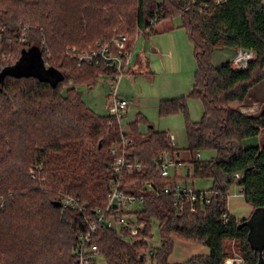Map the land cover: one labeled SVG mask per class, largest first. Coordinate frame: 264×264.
Returning a JSON list of instances; mask_svg holds the SVG:
<instances>
[{
  "label": "trees",
  "instance_id": "16d2710c",
  "mask_svg": "<svg viewBox=\"0 0 264 264\" xmlns=\"http://www.w3.org/2000/svg\"><path fill=\"white\" fill-rule=\"evenodd\" d=\"M198 2L204 0H197ZM192 0H0V43L27 38L14 61L0 66V195L7 201L0 210V264H77L74 251L78 236L96 221L97 210L108 202L113 179L111 146L120 141L117 128L107 125L108 117L93 112L77 87H61L68 80L93 88L103 69L77 65L67 53L68 46L92 51L111 42L122 28L130 33L132 50L136 35L165 19L181 18L182 27L194 47L197 65L195 84L189 95L161 100V117L184 114L188 150L193 156L194 176L214 179L217 191L209 205L173 204L170 197H155L146 185L160 189L178 177H161L156 161L169 150L166 133L149 127L142 134L138 114L129 124L133 143L126 154L144 167L126 177V194L143 197L141 221L147 225L139 240L121 236L100 225L93 241L106 264H170L175 238L206 246L210 254L192 256L184 263L224 264L230 258L229 242L238 243L247 264H259L252 249L249 227L243 225L253 213L264 210V146L246 147L244 140L260 135L264 112L251 116L235 110L257 84L264 82V0H225L221 6L207 1L203 13L184 12ZM151 20L154 23H151ZM139 30L140 33H136ZM136 33V35H135ZM149 34V35H150ZM244 49L255 56L245 70H235L231 62L215 65V49ZM37 48L42 63L58 72L56 83L36 76L5 74L22 60L23 53ZM1 62V61H0ZM199 99L205 108L200 121L190 118L188 99ZM217 156L202 162V150ZM43 165L33 178L31 169ZM235 174H242L239 186L245 201L253 207L243 219L228 213L229 188ZM190 177V175H189ZM73 197L83 211L56 201ZM227 213V223L222 216ZM151 220L159 224L161 245L149 247ZM152 254L148 257V250ZM99 256V257H100ZM92 264H97L94 260Z\"/></svg>",
  "mask_w": 264,
  "mask_h": 264
},
{
  "label": "rangeland",
  "instance_id": "374dc122",
  "mask_svg": "<svg viewBox=\"0 0 264 264\" xmlns=\"http://www.w3.org/2000/svg\"><path fill=\"white\" fill-rule=\"evenodd\" d=\"M26 2H34L35 0H23ZM181 18L165 19L159 22L155 29L158 31L156 36L164 38L163 41L169 42L170 45L166 47L163 57H157L159 59L160 70H156L155 66L152 67V73H136L133 69L132 72L126 73L121 80H119L118 94L121 98H126L129 101V107L127 115H125L122 125L124 131L127 133L131 130L130 123L137 119L138 114L145 118V122L139 123V129L142 132H147L149 127H154L158 131L166 132L172 138L174 146L182 154V159L190 161L192 158L191 152L188 150L189 138L186 134V128L184 123V114L178 113L174 115H168L167 117H161L159 109L157 108L159 100H167L172 98H181V96L189 95L195 84V73L197 71L196 60L194 56L193 46L189 37L187 36L185 28L182 27ZM2 30V29H1ZM124 33L127 37H131L130 33L124 31L122 28L117 29V35ZM136 33H140L139 30ZM135 33V35H136ZM144 34H147L144 32ZM155 35V34H154ZM144 36L142 33L136 35V45L134 52L136 55L147 52V58L152 59L154 62V54L150 52V44L152 36ZM3 36L0 35V42ZM27 38L24 34H21L20 38L7 41V43H0V61L8 60L14 61L17 57V52L27 43ZM149 41V42H147ZM147 47V49H145ZM74 51H80L76 47L68 46L66 53L71 60H75ZM173 53V54H172ZM236 52L233 49L222 48L215 49L212 57V62L215 65L222 64L225 61H233L236 57ZM135 55V56H136ZM22 63L15 65L13 69V75H34L39 76L42 79L49 80L59 77L58 73H53L47 66L43 65L41 58L38 55L37 49H31L25 52L22 56ZM232 63V62H231ZM25 65V67L22 65ZM101 74H98L97 82L93 88H89L85 85H78L73 80H68L72 75L70 70L67 71V81L65 85L61 87V91L65 93L68 87H77L82 93V98L85 104L98 115L107 116V105L109 101V94L111 92V82L107 79H102ZM1 77V74H0ZM188 108L190 118L193 122L200 121L204 115L205 108L203 103L199 99H188ZM256 136L247 138L244 140L246 147L254 146L258 142ZM217 156L215 150H202L200 152V161L210 162ZM190 177L188 175L187 168L181 171L178 177V183L182 186L194 187L197 191L200 189L213 188L214 179L209 177H195L193 167L190 170ZM171 170V174H173ZM171 177H174L171 176ZM241 190L240 186L233 184L227 193H229V207L232 212L240 219L243 217H249L253 212V207L249 205L244 197H235ZM143 211V205L138 204L137 213L141 214ZM246 215V216H243ZM151 234L152 238L147 240L149 247L157 249L161 243L160 228L158 222L151 220ZM230 250V258L242 259L241 250H239L238 243L229 242L227 244ZM148 253L150 257L151 253ZM228 258V259H230ZM97 264H106L103 257L95 258ZM148 264H150L148 262ZM243 264H247L243 260Z\"/></svg>",
  "mask_w": 264,
  "mask_h": 264
},
{
  "label": "built area",
  "instance_id": "2783aa9c",
  "mask_svg": "<svg viewBox=\"0 0 264 264\" xmlns=\"http://www.w3.org/2000/svg\"><path fill=\"white\" fill-rule=\"evenodd\" d=\"M207 1L212 2L215 6H221L225 0H204L198 2L192 0L184 12L188 13H203L208 8ZM151 23H154L151 20ZM4 30L0 27V30ZM147 34L151 33V29L146 31ZM129 39L126 34L121 33L116 35L111 42L105 44H99L97 48L92 51H74L77 65H87L90 67L96 66L103 69L102 79H107L111 82V92L109 94V101L107 105V125L111 128H117L119 132L120 141L115 142L110 149V154L114 157V172L111 185V191L108 195V202L104 209L97 210L96 221L89 224V230L85 234L78 236V245L74 251V255L77 257V264H92L95 258L99 257V248L94 243L93 239L98 232L99 226L104 225L112 231H117L121 236L126 238L139 240L140 234L146 230L147 225L144 221H141L139 213H137L138 204H142L143 197L135 196L132 194H126L123 190V184L126 177L134 176L143 170V166L137 160L134 161L126 154V150L133 143L129 138L128 133L124 131L122 121L127 113L128 100L121 98L118 94L119 80L129 72L132 60L131 50L128 48ZM254 51L239 49L236 57L232 62L233 69L245 70L248 68L249 62L254 58ZM6 60L0 62V66L4 64ZM166 138L169 141V150L159 156L156 161V167L159 169L161 177L169 179L172 176L171 170L182 168L183 162L179 159V154L175 150L174 143L169 134H166ZM200 158V154L197 155ZM43 165L37 166L36 169H31L32 177H36V172H42ZM235 183L239 186V182L242 179V174H235ZM148 192L152 193V196L157 197H171L173 204L179 206L185 203L192 205V211H196L195 204H201V206L209 205L211 200L217 191L211 190H199L197 191L191 186H182L178 182L167 185L163 188H156L152 183L146 185ZM240 196H244V192L241 190L238 192ZM230 197V196H229ZM62 205L65 207H71L83 211L85 206L80 205V201L73 197L63 198ZM7 201L4 196L0 195V210L6 208ZM227 207L228 213L230 208ZM228 214L225 213L222 216L223 222L228 221ZM152 249L148 252L152 254ZM224 264H243L242 259L230 258L225 261Z\"/></svg>",
  "mask_w": 264,
  "mask_h": 264
},
{
  "label": "crops",
  "instance_id": "0c3cea01",
  "mask_svg": "<svg viewBox=\"0 0 264 264\" xmlns=\"http://www.w3.org/2000/svg\"><path fill=\"white\" fill-rule=\"evenodd\" d=\"M156 34H158L157 30H155L154 33L150 34V35H154L155 36V37L152 36L151 44H150L149 41H147L150 44V52H152L154 54V56H155L154 62H153L152 59L150 60V59L147 58L148 54H147L146 51H144L143 54L136 55V53L134 52V48H135V45H136V42H135V44H134V46L132 47V50H131L132 60H131V66H130L131 68H130L129 72H132V70L135 69L137 74L138 73H142V72L146 73V74H151L152 73V67H150V64H152V66H155L156 70H160L161 66L159 64V59L157 57H163L165 55L164 51L166 50V47H168V46H172L173 47V45H170L169 42L166 41V39H165V41H163L164 38L162 39V37H158V36H156ZM150 35L149 34H145L144 36H150ZM136 40H137V38H136ZM145 49H147V47ZM193 50H194V47H193ZM238 50L239 49L234 50V51L237 53ZM229 62H233V61L229 60ZM123 99H124V97H123ZM160 101L161 100H159V102ZM159 102H158V104H159ZM129 104L130 103L128 101V107H129ZM230 106L232 108H234L235 110H238V111L240 110L241 112L249 114L251 116L260 115L262 112H264V82H261V83L257 84L256 86H254L252 88V90L250 91L249 96L247 97V99L243 103H239V102L238 103H232ZM127 110H128V108H127ZM126 115H127V113H126ZM151 128H154V127H151ZM156 131H158V130H156ZM159 132H163V131H159ZM141 133L142 134H146L147 132H142L141 131ZM164 133H166V132H164ZM259 134L260 135H258L256 137H257V139H260V140H258V142L256 144H254V146L262 147V146H264V129H262ZM254 146H250V147H254ZM175 150L179 154V159L184 164H183L182 168L174 169L173 170L174 173L172 174V176L174 175V176L179 177L181 171H183L184 168H187L188 175H191L190 174L191 173L190 170L193 167L191 165V161L193 160V156H192L190 161H187L184 158L182 159V154H181V152H179V150H177L176 148H175ZM210 189L211 188H209L207 190H210ZM200 190H205V189H200ZM235 197H241L242 198L244 196H240L237 193V194H235ZM229 199H230V197H229ZM228 207H229V200H228ZM229 208H230V213L232 215L236 216L232 212L231 207H229ZM243 216H246V215H243ZM243 218H246V217H243ZM243 218H240V219H243ZM209 254H210L209 249L206 246L202 245V244H196V243L188 242V241L184 242L182 240H179V239L175 238L174 250H173L172 255L169 258V263L170 264H172V263H184L192 256H201V255H209Z\"/></svg>",
  "mask_w": 264,
  "mask_h": 264
},
{
  "label": "water",
  "instance_id": "95a60500",
  "mask_svg": "<svg viewBox=\"0 0 264 264\" xmlns=\"http://www.w3.org/2000/svg\"><path fill=\"white\" fill-rule=\"evenodd\" d=\"M32 49H35V48H32ZM25 52H27V51H25ZM37 52H38V50H37ZM38 55H39V52H38ZM40 58H41V56H40ZM22 60L20 61V63H22ZM23 66L25 67L24 64L22 65V67ZM15 68L16 67H13V68H11V70H8V72L6 71L5 74H8L9 73V74L13 75L12 74L13 73L12 70L15 69ZM52 72L55 73L56 71L52 70ZM56 73H58V72H56ZM26 76H31V75H26ZM32 76H34V75H32ZM3 77H4V73L1 74L0 81H2ZM61 78H62V76L59 74V77L58 78L51 79L50 82L56 83ZM47 81H49V80H47ZM54 206L55 207L56 206L57 207H61L62 206V202L56 201L54 203ZM243 225H246V226L249 227V234H248L249 235V241H250V244H251L252 249H255V251L257 253L259 252V256H260V263L259 264H264V210L263 209L262 210H258L257 209L253 213V215L251 216V218L249 220H247L246 222H244Z\"/></svg>",
  "mask_w": 264,
  "mask_h": 264
}]
</instances>
